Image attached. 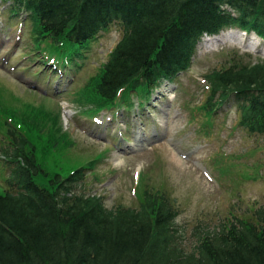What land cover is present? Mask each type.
<instances>
[{"label": "trees", "instance_id": "trees-1", "mask_svg": "<svg viewBox=\"0 0 264 264\" xmlns=\"http://www.w3.org/2000/svg\"><path fill=\"white\" fill-rule=\"evenodd\" d=\"M7 1V9L26 11L33 21L37 49L47 39L57 44L54 66L76 69L102 31L118 25L120 38L84 88L86 97L97 94L98 108L130 109L133 91L150 97L191 66L204 32L239 27L264 36L263 0ZM205 77L207 114L235 96L239 126L264 134V57L231 59ZM19 128H9L12 145L0 152L10 163L0 190V264H264V205L214 224L200 219L190 238L176 222L178 205L162 189L146 187L135 206H109L101 193L85 189V165L66 173L44 167Z\"/></svg>", "mask_w": 264, "mask_h": 264}, {"label": "rangeland", "instance_id": "rangeland-1", "mask_svg": "<svg viewBox=\"0 0 264 264\" xmlns=\"http://www.w3.org/2000/svg\"><path fill=\"white\" fill-rule=\"evenodd\" d=\"M8 4L0 0V152L12 145L9 128L21 127L44 167L66 173L85 165V189L101 193L109 206H135L146 187L162 189L178 205L176 222L189 235L200 219L214 224L264 205V134L239 126L235 96L216 112L202 109L210 89L205 73L231 59L261 60L263 37L239 27L204 34L191 66L171 84L161 83L162 93L153 99L154 92L144 111L137 97H150L140 90L133 91L130 110L98 108L97 94L86 97L84 88L120 38L118 25L103 30L82 63L65 73L50 62L60 56L57 44L47 39L37 49L33 21ZM51 69L58 74L50 76ZM140 131L146 135L140 144L127 145L124 135L134 142ZM0 160L1 190L10 163ZM38 180L48 184L41 175Z\"/></svg>", "mask_w": 264, "mask_h": 264}, {"label": "bare ground", "instance_id": "bare-ground-1", "mask_svg": "<svg viewBox=\"0 0 264 264\" xmlns=\"http://www.w3.org/2000/svg\"><path fill=\"white\" fill-rule=\"evenodd\" d=\"M264 1V0H263ZM262 1V2H263ZM260 3V2H259ZM223 11V10H222ZM225 12H226V10H225ZM228 13V12H227ZM241 13V12H240ZM230 14V13H229ZM230 16H231V14H230ZM234 17V16H233ZM237 24V23H236ZM240 26V25H239ZM242 27V26H241ZM208 32V31H207ZM207 32H204L203 34H206ZM216 33V32H215ZM220 33H223V31H220Z\"/></svg>", "mask_w": 264, "mask_h": 264}]
</instances>
